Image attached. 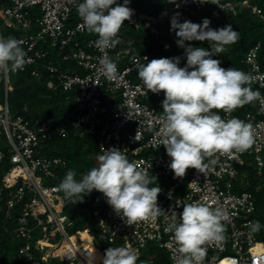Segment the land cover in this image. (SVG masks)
I'll use <instances>...</instances> for the list:
<instances>
[{
  "label": "built area",
  "instance_id": "1",
  "mask_svg": "<svg viewBox=\"0 0 264 264\" xmlns=\"http://www.w3.org/2000/svg\"><path fill=\"white\" fill-rule=\"evenodd\" d=\"M82 2L0 0L6 26L19 32L16 38L23 41L22 47L30 58L26 66L16 72L30 69L32 75L40 77L46 69L52 77L57 76L66 99L75 103L76 117L72 126L78 135L96 141L98 156L104 149L116 147L130 161L148 169L156 180L150 187H161L157 203L162 213L154 221L129 225L112 209L100 218L94 233L89 226L71 233L75 219L65 211V197L58 190L59 184L50 183L57 178L59 169L66 166V160L43 151L45 142L62 137L65 130L56 125L57 119L53 116L26 117L12 113L8 98L12 72L9 70L3 73L5 97L0 102V198L6 200V214L15 219L16 235L23 241L18 258L25 264H48L47 260L89 264L88 256L93 254L96 257L94 263L102 264L109 247L130 246L138 252L140 259L147 246L154 244L164 248L174 264V258L180 253L174 233L168 230L172 212L180 213L185 204L199 201L221 207L228 213L225 241L221 246H207L202 264H264V246L258 239V231L253 232L248 227L255 221L256 197L247 189L249 172L246 167V162L250 161L258 175L264 167V112L260 111L259 102L255 101L250 110L242 113H239L240 108L230 115L218 113L225 119L238 117L253 124L255 142L248 151L218 153L212 158L216 163L203 172L189 168L185 176L176 177L169 167L171 158L155 135L163 123L162 113L150 104V100L162 98L163 92L148 91L134 74L138 70L137 64L143 63L145 56L149 59V55L131 58L135 47L129 34L132 27L139 30L146 24L150 34L159 37L160 22L168 17L171 27V17L176 12L182 14L181 22L202 23L208 18L210 26L219 29L212 19L222 15L236 16L239 7H248L252 13L264 18L262 9L248 0H177L163 17L134 11L119 33L120 43L115 49L105 50L113 57L120 54L118 76L109 80L100 64L105 53L95 46L98 37L86 31L78 14L77 8ZM0 37H3L1 26ZM55 55L56 60L52 58ZM242 62L256 77L253 85L257 89L254 90L264 95V49L261 44L253 45ZM185 64L180 62L181 67ZM58 85L53 79L48 81L50 88H58ZM95 236L103 243V248L95 243ZM88 241L91 246H87ZM35 243L38 253L49 248L47 260L36 254Z\"/></svg>",
  "mask_w": 264,
  "mask_h": 264
},
{
  "label": "clouds",
  "instance_id": "2",
  "mask_svg": "<svg viewBox=\"0 0 264 264\" xmlns=\"http://www.w3.org/2000/svg\"><path fill=\"white\" fill-rule=\"evenodd\" d=\"M130 3L131 0H123V3L83 0L77 8L86 31L98 37L95 46L105 53L100 64L109 80L118 76L120 54L113 57L105 50L115 49L120 43L119 33L134 14ZM181 15L180 12L173 14L170 24L177 46L184 49L186 64L180 66L179 56L150 61L145 56L146 63L137 64L138 76L146 89L155 94L164 93L160 117L163 123L155 135L171 158L169 167L176 177L185 176L189 168L203 172L216 163L212 158L218 153H244L253 146V124L238 117L222 118L219 112L230 115L255 101L264 112V95L252 88L256 77L235 67L225 69L220 60L213 58L238 41L239 31L231 24L212 28L208 18L202 23L181 22ZM193 41H207L210 47L189 43ZM22 44L23 41L14 36L0 37V73L16 72L26 66L30 58ZM153 183L156 180L148 169L130 161L119 148L112 147L104 149L97 157V166L79 179L75 170H67L58 190L72 204L98 191L127 224L133 225L139 221H154L162 213L157 203L161 187H150ZM227 220L228 213L224 209L199 201L185 204L180 213L173 211L168 230L174 233L180 253L174 258V264H202L207 246H221L225 241ZM248 227L257 232L262 225L252 221ZM88 258L90 264H94L95 255L89 254ZM138 259V252L130 246L109 247L102 264H137Z\"/></svg>",
  "mask_w": 264,
  "mask_h": 264
},
{
  "label": "trees",
  "instance_id": "3",
  "mask_svg": "<svg viewBox=\"0 0 264 264\" xmlns=\"http://www.w3.org/2000/svg\"><path fill=\"white\" fill-rule=\"evenodd\" d=\"M174 2L171 0H131L129 7L134 11H144L154 14L157 17H163ZM245 1V0H234ZM252 4L258 5L264 14V0H248ZM123 3V0H119ZM168 18V17H167ZM165 17L160 22V35L155 37L150 34L146 24H142L139 30L132 27L129 34L133 39L135 52L131 58L136 55H149V61L162 57H181V61L186 62L184 49L176 44L177 37L171 31L169 21ZM212 22L219 25L220 28L232 25L233 29L239 31L240 36L236 43L226 46L225 51L213 58L220 60L221 66L225 69L235 67L245 72H250V68L242 62L247 51L255 44L260 43L264 49V18L252 13L248 7H239L236 16L230 18L222 17L212 19ZM18 31L14 35L18 37ZM15 37V38H16ZM197 47H210L208 42L193 41L189 42ZM166 45L170 46L166 48ZM56 60V55L52 56ZM143 63H146L143 61ZM66 65H63L65 67ZM66 68V67H65ZM138 75V70L134 73ZM53 79L58 85L57 76H51L50 71L44 70L42 76L32 75L30 69L20 72H10L9 75V107L12 113H19L26 117H49L53 116L57 119L56 125H61L65 134L59 138H53L51 142H45L44 152L47 154H57L66 160V166L59 169L57 178L54 180L57 184L65 175L66 171L73 169L77 173V179L83 173H86L92 167L97 166V156L99 153L96 141L91 137H81L77 130L72 126V122L76 117L75 103L66 99V94L62 87H48V81ZM253 90L257 89L252 85ZM5 97V81L3 73H0V102ZM163 97L150 100L152 106H156L158 111L162 113ZM254 102L240 108L242 113L250 110ZM246 162L248 169L249 184L247 189L252 191L256 197L255 221H259L262 225L257 232L258 239L264 246V167L261 175L256 173V167ZM64 194V193H63ZM6 200L0 198V264H25L18 258V249L23 243L22 239L16 235V221L10 219L6 214ZM113 208L106 202V197L98 192L93 191L91 195L84 197L83 201L75 204L70 203L65 198V211L75 219V224L70 228L73 233L76 230L89 226L94 233L96 225L100 218ZM35 252L42 259L47 260L49 248L45 247L41 253H38V244L35 243ZM103 248V247H102ZM63 263V262H61ZM75 264V263H72ZM137 264H171L168 253L164 248L154 244H149L144 255L138 259Z\"/></svg>",
  "mask_w": 264,
  "mask_h": 264
},
{
  "label": "rangeland",
  "instance_id": "4",
  "mask_svg": "<svg viewBox=\"0 0 264 264\" xmlns=\"http://www.w3.org/2000/svg\"><path fill=\"white\" fill-rule=\"evenodd\" d=\"M3 9H4V6H2V5L0 4V26H1V30H2V33H3V37H4V38H7V37H9V36H14V37H16V36L14 35V32H15L14 29L7 27L6 24H5V17H4V14H3ZM70 68L73 69L72 66H70ZM46 181H47V180H46ZM53 182H54V181H51L50 183H53ZM47 183H48V181H47ZM94 240H95V243H96L98 246H101V245L103 244L100 240H98L97 236H95ZM102 247H103V245H102ZM47 263H48V264H63V263H61V262L58 261V260H53V261H49V260H47ZM66 263H69V262H66ZM88 263L90 264V262H88ZM75 264H76V263H75ZM94 264H96V263H94Z\"/></svg>",
  "mask_w": 264,
  "mask_h": 264
},
{
  "label": "bare ground",
  "instance_id": "5",
  "mask_svg": "<svg viewBox=\"0 0 264 264\" xmlns=\"http://www.w3.org/2000/svg\"><path fill=\"white\" fill-rule=\"evenodd\" d=\"M87 246H91V241H88L87 242Z\"/></svg>",
  "mask_w": 264,
  "mask_h": 264
}]
</instances>
